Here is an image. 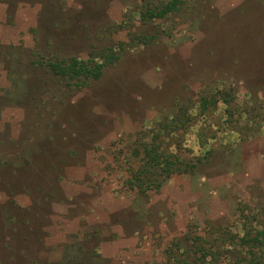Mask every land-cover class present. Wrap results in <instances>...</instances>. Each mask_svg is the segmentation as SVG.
Here are the masks:
<instances>
[{"label":"rangeland","instance_id":"1","mask_svg":"<svg viewBox=\"0 0 264 264\" xmlns=\"http://www.w3.org/2000/svg\"><path fill=\"white\" fill-rule=\"evenodd\" d=\"M168 1L0 0V264H171L186 234L221 240L219 264H235L242 224L264 229V0L142 17ZM108 53L98 79L46 65ZM216 90L241 119L222 102L200 112ZM191 104L181 153L196 167L128 188L138 132ZM120 234L127 251L108 263L99 244Z\"/></svg>","mask_w":264,"mask_h":264},{"label":"trees","instance_id":"2","mask_svg":"<svg viewBox=\"0 0 264 264\" xmlns=\"http://www.w3.org/2000/svg\"><path fill=\"white\" fill-rule=\"evenodd\" d=\"M179 0H170L160 7L147 8L142 13V17H164L175 10V5ZM119 56L115 53L103 55L102 61L94 60L93 56L88 59H79L70 57L67 59L47 61L48 70L52 73L67 79H98L105 65L110 64ZM217 91L211 93L207 91L200 95L197 100V107L201 113H206L222 102L225 104V114L231 119L237 112L238 118L241 119L242 108L235 105V96L228 91ZM192 104L181 106L176 114L169 117L154 120L149 130L138 132L140 135L136 145L132 147L130 156L136 159L138 165L126 170L128 177L124 180L125 185L130 189H135L138 194L146 195L147 191H159L165 181L172 175L183 174L196 167L200 161L186 159L181 153L182 133L186 131L190 121L191 114L188 109ZM244 113V109H243ZM245 232L239 238L237 249L242 255L241 260L235 264H264V253L260 251L264 246V229L254 228L252 225L242 224ZM188 242L182 246L179 240H176L174 247L181 250L179 257L169 248L168 258L173 262L171 264H219V257L223 254L221 240L218 244L210 243L205 237L200 235H185ZM243 249V250H242Z\"/></svg>","mask_w":264,"mask_h":264},{"label":"crops","instance_id":"3","mask_svg":"<svg viewBox=\"0 0 264 264\" xmlns=\"http://www.w3.org/2000/svg\"><path fill=\"white\" fill-rule=\"evenodd\" d=\"M121 237V238H120ZM120 239H116L113 241V244H108L109 246H104L103 242H100V246H99V252L102 254V256L104 258H106L107 262L110 263L112 262V259H115L116 262L121 258L119 257V253H121V255H123L127 250L124 248L126 245L124 244L123 237H125V235L120 234ZM132 238V240H134V237L131 236L130 239ZM130 240V241H132ZM107 252V253H106ZM106 256V257H105ZM113 257V258H112ZM120 263H125L124 261L120 262Z\"/></svg>","mask_w":264,"mask_h":264}]
</instances>
